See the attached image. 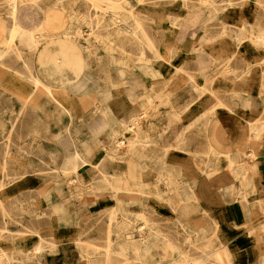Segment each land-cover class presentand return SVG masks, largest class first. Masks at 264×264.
Returning a JSON list of instances; mask_svg holds the SVG:
<instances>
[{
    "label": "crops",
    "instance_id": "obj_1",
    "mask_svg": "<svg viewBox=\"0 0 264 264\" xmlns=\"http://www.w3.org/2000/svg\"><path fill=\"white\" fill-rule=\"evenodd\" d=\"M48 3L55 2L27 0L23 3L16 12L19 25L25 30L43 26L47 13L53 9ZM7 12L5 6L0 5V43L9 31ZM156 71L160 76L164 74L162 68ZM209 85L215 102L211 113L205 110L206 95L187 107L173 104L165 97L154 99L152 93L131 94L130 89L115 95L101 92L98 103L103 128L83 142L85 165L77 174L70 173L61 178L63 180L47 184L37 204L25 203L24 198L33 197L31 192L15 195L9 186L11 173L2 174L0 264H90L88 251L103 250L108 244L117 248L118 244L137 245L146 238L138 231L119 237L113 231L114 224L108 231L107 214L111 212L120 215L117 222L123 220L122 213H127L131 228L145 222L153 227H171L161 219L160 213L165 212L163 206L141 203L139 193H130L139 189L138 182L142 180L149 185L147 195H155L156 188L151 185L157 182L154 171L159 165L165 169V176L178 177L191 187L197 198V209L219 216H216L219 227L225 231L218 230L221 239L217 235L219 239L216 237L215 242L223 244L224 248L221 253L211 252L213 255L221 254L218 259L223 264H264L262 255L251 246L255 243L251 238H259L264 244V235L250 236L247 231L235 230L233 219L236 205L242 208L248 220V213L254 208L257 213L264 212V54L251 58L249 64L240 57L234 58ZM121 140L128 145L111 154L108 146ZM129 142H134L133 148ZM95 162H99L97 175L101 173L119 190V201L104 193L102 197H106L107 202L97 203L92 194H87L94 189L92 181L97 175L88 169ZM134 168H143L146 172H135ZM24 184V180L17 182L15 189L19 191ZM76 194L83 199H78ZM129 196L134 198L124 203L130 201L125 198ZM33 211H40L41 216H29ZM139 212L144 213L146 220H139ZM261 218L256 224H249L252 231L263 226ZM37 243L41 249L34 252L31 248L38 246ZM238 245L243 249L232 253L235 248L239 249ZM144 248L139 252L140 260L138 253L127 252L132 260L127 263L171 260L170 251L164 255L152 248V256H145ZM203 254L195 260L221 264L216 257H203ZM110 263L124 264L125 260L116 254L111 256Z\"/></svg>",
    "mask_w": 264,
    "mask_h": 264
},
{
    "label": "rangeland",
    "instance_id": "obj_2",
    "mask_svg": "<svg viewBox=\"0 0 264 264\" xmlns=\"http://www.w3.org/2000/svg\"><path fill=\"white\" fill-rule=\"evenodd\" d=\"M41 1L45 2V4L49 1H54L55 3H48L49 7L61 8V6L67 4L74 5V13L77 16H84L83 20L78 21L77 24L80 32L78 37H80L83 45L91 43L94 37H99L100 39L103 36L106 37L109 18L114 16L107 9V3L111 0H39L37 2ZM208 1V3L203 4L201 0H117L122 7L116 11L117 25L120 26L119 32H116L113 36L116 39V54L118 57H121V54L124 55L125 63L128 66L127 70L131 75L125 78L118 86L110 85L106 91L117 93L126 92L130 89L129 93L131 94L141 93L147 95L150 94V90H157L159 86L151 81L150 76L144 72L145 68L135 67L139 54L145 55L150 60L151 69L162 68L163 75H167L165 78L162 77L163 80L169 78V70L175 65L188 71L195 79L190 84H193V87H196V93L200 94L197 98L206 95L207 91L204 87L209 85V79L212 80L220 71L225 70L229 62L234 58L240 57L248 61L249 64L251 58L264 54V42L255 41V35L264 29V0ZM8 4H10L8 0H0V5L5 6V9L9 7L7 6ZM64 29L62 28L61 30ZM66 30L70 32L72 27L69 25ZM43 32L44 30H42L41 34ZM59 35L62 36V34ZM144 36L152 40L153 47L150 48L145 44L141 45L137 41H133L135 38ZM212 38L218 39L215 46L214 44L213 46L207 44L208 40ZM173 39L176 44H172L173 53L172 57H170L171 60L160 57L158 54L164 49L165 41H173ZM162 41L164 44H162ZM188 42H191V44H188ZM42 44V42L39 43L40 48ZM140 47L143 51H140ZM16 50L27 55L26 59H28L30 66H32V63L34 65L39 63L32 47L27 48L19 38L14 41L13 47L0 59L2 64H9L8 66L11 69V71L5 73L6 81L0 84V176L11 173L9 186L12 192L18 196H22L20 194L23 192H31L33 197L24 198V201L27 204H37L40 202L37 195V189L40 185L52 183L56 181L55 175L58 177L61 175L56 162L62 156V152L70 154L72 151L77 150L82 154L83 142L87 137L95 136L98 131L91 124L83 126L78 122L73 124L70 130L66 129L65 125L37 124L36 120L42 119L44 115L42 113L36 114L34 110H36L35 112H44V114L50 110H40L28 104L25 105L26 108L22 106L25 101L24 95L29 92L21 89L16 90L15 81L23 82L22 85H27V88H31L32 77L28 70L21 67L18 62H15ZM102 51L103 49L98 51V57L105 62L106 57H104ZM211 52L217 53V58H210L209 54ZM46 61H48L47 58ZM105 66L110 72L114 73V65L107 62ZM70 70L68 72H71ZM94 75L93 69L91 74L81 75L79 77L80 84L84 83L86 79H92V77L94 79ZM12 85L14 88H12ZM35 93L42 94L43 92L41 93L40 90H37ZM68 93L70 97L67 100L70 99L69 106L71 111L79 113L88 110L91 93H83L82 90L75 91L74 87L70 86ZM44 94L46 96L38 101L48 99V94ZM182 95H184V91ZM161 99H164V97H161ZM48 114H45V116H50L54 119V111L51 115ZM45 116L44 118H47ZM19 121L23 123L19 125ZM42 127L52 129L46 132L47 135L55 136L59 134L63 139L53 146H49L48 142H40L30 148L27 140L28 133L33 132L34 128ZM39 132L44 133L45 131ZM69 134H72L71 138ZM120 142L125 143L123 140ZM122 146H126V143ZM50 148L54 150L53 156L48 154ZM18 159L21 160L20 166ZM78 162L77 165L79 164L80 171L85 164L81 163L80 160ZM17 168L21 171L17 172ZM71 174H77V172ZM67 176L66 174L64 177ZM23 180L26 184L19 191L16 190L17 182ZM156 180L158 182L159 179L157 178ZM151 187L156 188V185H151ZM156 190L157 193H163L160 188H156ZM130 193L135 195L137 192L133 191ZM186 198L185 203L187 204L180 202L181 209L176 211L175 214L169 208V204L167 205L156 198H152L151 203L165 208V212L162 211L160 215H162L161 219H164L162 220L164 224L171 225L169 227L171 231H167L170 235V240H173L176 243L175 245L180 246L182 250L185 249L182 255L186 257L188 264H196L199 261L195 260L196 257L200 259L205 251L214 250V252H218L217 247L220 246V243L215 242V236L217 235L213 233L206 234L205 231L203 234H199L203 223L195 220L196 214L199 213L201 217L203 215L204 225L211 227L210 229L216 228L218 232L221 228L219 227L218 218L213 221L211 211L202 210V208L197 209L196 201L194 199L192 201L189 195ZM98 199L103 200L104 198L101 196ZM183 206L184 208H182ZM207 215H210V217ZM29 216L39 217L41 213L40 211H33L29 213ZM178 216H180L179 219L176 218ZM261 216V219H264L263 211L258 212L250 226L256 224ZM195 235L198 241L195 246L188 248L186 239L194 240ZM259 235H264V232L259 233ZM222 240L225 241L226 239ZM206 241H208V244H205ZM202 245L205 246V249ZM238 246L239 249L235 248L232 253H237L243 249L240 248V245ZM212 253L208 257H216L215 260L217 262L224 263L221 259H218L215 253L214 255ZM177 257H179L178 254L171 252V259Z\"/></svg>",
    "mask_w": 264,
    "mask_h": 264
},
{
    "label": "bare ground",
    "instance_id": "obj_3",
    "mask_svg": "<svg viewBox=\"0 0 264 264\" xmlns=\"http://www.w3.org/2000/svg\"><path fill=\"white\" fill-rule=\"evenodd\" d=\"M10 4L7 8L8 17H9V31L7 36L1 41L0 43V59L3 55H5L12 47L13 43L16 39H20L21 42L27 47L31 48L33 52L38 57L39 63L33 64L30 66L29 61L27 58V55H24V53H21L20 51L16 50L15 52V62H18V64L28 70L29 74L32 77V87L27 88V85H22L23 82H17L16 83V90L21 89L23 91H27L29 93H26L24 95L25 105H29L33 108H38L40 110L48 109L50 110L48 113L55 112V117L52 119L50 116H45L44 112H35L36 114L42 113L47 118H44L42 116V119H37L36 123L38 124H58V125H65L66 129L70 130L72 128L73 124H76V122L82 124L83 126L87 124L93 125L94 128L99 131L103 128V119L98 103V99L101 92H105L106 89H109L108 87L111 86H118L122 81L125 80V78H128L130 72L127 70V64L125 63V57L123 54H121V57L116 54V39H114V34L116 32H119V27L117 25V15L116 11L118 8H121V3H118L117 0H111L107 3V9L108 12H112L114 16L109 18V23L107 25V33L106 37L103 36V38L94 37L92 38L91 43L87 45L81 44L80 41V32H79V26L78 21L83 20L84 16H77L76 13H74V5L73 4H67L60 7H53L52 10H50L47 14L46 22L43 26L40 28L34 29V30H25L23 29L17 19H16V12L18 8L25 3L27 0H8ZM32 1H39V0H32ZM73 1V0H69ZM208 0H201V3L205 4L208 3ZM202 4V5H203ZM97 7L99 5L96 4ZM68 13V14H67ZM67 14V15H66ZM70 22V23H69ZM242 23V22H240ZM70 25L72 27V31L66 30L67 27ZM62 28H65L64 30H61ZM139 29V28H138ZM42 30L44 32L41 34ZM51 33V35H50ZM59 34H62L60 36ZM67 35V36H66ZM256 40L258 42H264V29L262 32H259L255 35ZM217 38H212L208 40L207 44L214 46L217 43ZM134 42H138L141 45H147L148 47H153L152 40L148 38L147 36L141 37V38H135L133 39ZM167 40L165 41V47L164 49L158 54L160 57H164L166 59L171 60L170 57H172L173 53V45L176 44V42ZM43 43L42 47H39V43ZM102 44V46H101ZM162 44L164 42L162 41ZM188 44H191V42H188ZM100 49H103L104 57H106V61H101L100 57H98V51ZM106 53H105V51ZM140 51H143V49L140 47ZM215 49V47H214ZM85 52V53H84ZM210 58H217L218 54L211 52ZM46 58L48 61H46ZM95 58V59H93ZM138 61L135 63V67H138L140 69L145 68V71L148 76H150V79L153 83L158 85L159 87L155 91H151L152 96L154 99H161V97H165L168 101H171L173 104L180 105L185 104V106H189L193 103H195L198 99L197 96L200 95L199 93H196V87H193V84H190L191 81L195 80L193 76L186 70H184L182 67L175 65L173 68L171 67L169 70V78H166L163 80L162 77L166 76H160L156 69H151L150 60L145 57V55H138ZM38 62V61H37ZM111 63L115 66L114 73L110 72L106 68V63ZM9 65V64H8ZM8 65H4L0 62V84L3 83L5 80V73H8L11 71ZM143 67V68H141ZM71 69V72H68V70ZM93 72L95 73L94 79H86L84 83L80 84L79 77L81 75H89ZM58 74V75H57ZM161 79V81H159ZM211 81V79H209ZM11 83V82H9ZM74 87V90H82L83 93H91V100L87 111L74 113L71 111V108L69 106L70 99H68L69 93L68 88ZM12 88L14 86L12 85ZM206 89V97H205V105L207 107L205 110L209 113L213 110V107L215 105V102L213 101L214 95L210 89V85H206L204 87ZM37 90H40L42 94H36L35 92ZM73 90V89H72ZM184 91V95H182V92ZM44 93L48 94V99L43 101H38L41 98H44L46 95ZM109 95H115L116 93L108 92ZM65 97V98H64ZM186 98V99H184ZM183 101V102H182ZM47 106V108H46ZM26 108V106L24 107ZM44 108V109H43ZM54 109V110H53ZM48 114V115H51ZM23 122L19 121V125ZM133 125V122L130 123V126ZM133 129V128H132ZM129 128V130H132ZM51 128L42 127V128H34L33 132L28 133L27 140L29 142V147L31 148L33 145L37 143H44L48 142L49 146H53L56 143H59L61 136L59 134L55 136L47 135V131H51ZM39 131H45L44 133H40ZM70 135V134H69ZM72 135V134H71ZM70 135V138H71ZM80 137V136H79ZM125 143L120 141H115L114 144L108 146V151L111 154H116L120 148H125ZM128 144H126L127 146ZM130 148L134 147V142H129ZM54 150L50 148L48 150V154L53 156ZM56 162V166L58 170L60 171V176L55 175V180L58 181L59 179L63 178L66 174L70 173H76L79 171V164L77 165L78 160H80L81 163L85 164V158L83 155L75 150L72 153L68 152H62ZM120 159V158H119ZM18 164L20 166L21 160L18 159ZM18 166V167H19ZM21 168V167H19ZM18 169V168H17ZM138 169V170H137ZM135 172L138 171L140 173L146 172L143 168H134ZM164 168L162 166H157L155 173H157V177L159 178L158 182L155 183L156 188H160L163 193H156L155 195H147L150 192L146 190L148 188V184L142 180L138 182V190L136 194L139 193L140 196V202L143 203H149L151 202V199H157L162 201L165 204H169V208L172 210V212L175 214L176 211L181 209L180 202L185 203L187 200V195L190 196V198L194 199V201L197 202V198L194 194V191L191 190V187L187 185L185 182L181 181L178 177H175L174 179H171L167 176H165ZM1 171V169H0ZM21 171L20 169L17 170V172ZM74 171V172H71ZM90 173H95L96 175L99 172V162L92 163L90 165V168L88 169ZM80 185L78 184V187ZM92 186L94 189H91L90 192H87V194H92V196L95 198L96 202H100L98 199L99 197L108 194L112 196V199L119 201L118 196V189L114 187L106 177H104L101 173H99L94 181H92ZM47 187V184L40 185V187L37 189V195L39 196L41 191L44 190ZM186 190L184 194V190ZM83 193V192H82ZM105 193V194H104ZM77 198L82 200L83 196L80 194H76ZM134 196L133 194H130ZM104 198L103 202H107L106 197ZM129 198L130 201H124V203H130L132 198L134 197H125ZM20 207V204H19ZM121 207V206H120ZM184 208V206L182 207ZM127 213H122L123 220L120 222H117L116 220L120 217L119 214L115 212H111L108 215V231H111V226L114 224L113 231L120 237V235L126 236V234L132 235L133 231H138L140 235L145 234L146 237L144 240H141V243H137V245L127 244L122 246V244H118V248L116 245L111 246L107 245L105 249L100 250H91L88 251L86 256L87 259H89L90 264H111L110 258L111 256H115L116 254L121 255L124 257L125 263L124 264H130L127 263L128 261H132L130 258H128L127 252L132 251L133 253H138L140 250L143 249L145 246V256L151 255L150 253L151 249L154 248L157 251H162L163 254H167L170 252H175L178 254L179 257L173 258L171 260H156L153 264H188L187 259L185 256L182 255V252L185 250H182L180 246L175 245L176 243L173 240H170L168 236L169 233L167 231H171V228L166 226L165 228H159V227H153L148 225L146 222L140 224L137 228H131V221L128 220ZM139 220H146V217L143 212H139ZM257 210L254 208V211L249 212L248 215L250 216L249 220L247 217H245L244 212L242 211V208L239 205H236L233 207V219L235 221L236 226L235 230L237 231H247L250 236L257 235L261 232H264V220L261 221L263 223V226H260L257 231H250L252 228L249 227V224L251 221L253 222V219L255 216H257ZM119 215V216H118ZM118 216V217H117ZM162 216V215H161ZM210 217V215H207ZM216 216L218 215L212 214L213 221L216 220ZM177 219L180 218V216L176 217ZM128 220V221H126ZM164 220V219H162ZM195 220L202 221V229L199 230V234H203L204 231L207 233H213L214 235H218L217 229L212 228L204 225V219L200 215L198 217H195ZM116 221V222H115ZM259 221V220H258ZM199 224V225H200ZM197 225V223H196ZM246 227V228H244ZM230 229H227V231ZM225 229H221V233H223ZM231 231V230H230ZM128 232V233H126ZM232 232V231H231ZM190 235V234H189ZM204 236V235H203ZM202 236V237H203ZM154 239H151V238ZM217 237V236H215ZM255 243L251 244V246L254 247V249L262 255L264 258V244L260 242V239H253L251 238ZM257 240V241H256ZM39 241V240H37ZM153 241L155 242L153 244ZM198 241L197 236L195 235L194 240L186 239V243L188 248H191L195 246V243ZM134 243V242H133ZM136 243V242H135ZM38 246H35L34 248H31L34 252H38L41 249V245L37 243ZM202 247L205 246L202 245ZM218 248V253L222 251L224 248V245L220 244ZM217 250V249H216ZM24 251H27V248L24 249ZM23 253H27L24 252ZM212 251H205L203 254V257H208L209 253ZM217 252V251H216ZM226 252V251H224ZM137 254V259L140 260L142 258V255ZM154 256V254H153ZM144 257V256H143ZM217 257L221 258V254H217ZM224 257V256H223ZM155 258V256H154ZM132 264V263H131ZM143 264H151L148 262H144ZM196 264H205L203 260L199 261ZM223 264V263H221Z\"/></svg>",
    "mask_w": 264,
    "mask_h": 264
}]
</instances>
